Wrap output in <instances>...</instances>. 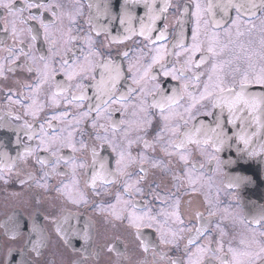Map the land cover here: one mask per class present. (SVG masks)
I'll return each instance as SVG.
<instances>
[{"label": "snow or ice", "instance_id": "obj_1", "mask_svg": "<svg viewBox=\"0 0 264 264\" xmlns=\"http://www.w3.org/2000/svg\"><path fill=\"white\" fill-rule=\"evenodd\" d=\"M141 5L146 9L144 16L136 14ZM156 5L157 0H88L90 15L86 23L89 30L83 36H78L72 33L79 31L75 24L78 17L84 14V6L80 0H74V10L68 14L69 26L62 31L65 38L64 48L60 51L57 49L55 34L61 31L58 25H62L66 14L60 10L61 5L57 0H20L19 6L17 0H0V9L6 10L11 18L0 25V48H4L9 54L0 62V75L4 73V62L11 61L13 67L9 70L14 71L16 67H22L16 61L24 56L28 71H35L37 74L33 84H25V90L38 94L43 86L52 84L58 91L52 93L51 106L60 108L61 103L64 105L58 113L46 115L37 127L34 123L39 121L46 105L38 102L32 95L13 100L12 93H7L9 103L19 104L21 107H24V100L32 101L24 112L25 116L31 115L32 121L25 120L16 125L14 130L17 133L22 131L27 140L35 141V144H25L24 151L18 153L15 160L35 156V163L41 169L40 178L35 181L37 188L53 190L49 184L50 178L67 176L68 180H61L54 189L59 195L64 196L73 206L87 208L92 204L97 212H106L118 221L127 220L129 227L136 229L145 252L148 251V245L143 240L141 228L155 227L160 233V242L176 248H179L183 234L189 233L188 243L184 247L186 259L171 258L168 264H264V207L250 219L235 217L251 235L250 238L241 237L242 247L229 246L225 253L223 237L226 232L222 227L225 217L218 209L219 189L216 191L215 202L205 195L204 203L207 206L203 210H194L186 225L180 216V196L172 192L161 196L156 191L159 185H156L152 189L153 196L169 202L167 207L171 211L161 209L158 215H153L148 203L141 205L133 197L144 195L143 188L139 187L148 178L144 165L148 163L152 167H160L162 161L155 157L149 158L143 152L138 157H133L132 145L142 141L143 137L137 136L136 141L127 139L132 130L129 125L132 123H135L136 131L147 134L152 126L153 116L149 109L155 108L159 110L163 121L160 131L156 133L155 143H160L162 137L168 134L169 139L162 146V151L168 156H179L178 162L183 165L179 171L188 184L183 195L191 196L200 192L202 182H206L211 189L215 176L222 173L229 175L224 172L226 168L235 172L230 175L227 184L229 190H238L256 182L255 175L244 174V168L252 163L264 166V66L257 71L254 62V58L264 61V0H191V5L178 4L179 16L174 33L169 32L167 23L163 27H157V21H167V13L171 7L169 0H163L158 10ZM33 9H38L39 14H33ZM25 12L28 13L27 16L24 15ZM44 13H49L51 19L45 21ZM189 16L194 18L191 22L190 43L185 30ZM3 19L4 13L0 12V20ZM29 21H36L39 28L31 25L26 28L17 26L28 25ZM134 21L139 22L138 29L133 26ZM116 22L121 26L122 32L118 31L116 36H112L111 29ZM25 32L29 39L27 45L23 39ZM154 32L158 35L153 39ZM254 32L260 34L258 51L252 47L251 39L247 43L241 39L245 35L251 37ZM93 33L96 37L107 35L110 37V44H121L131 40L134 35L145 37L150 43L144 47L118 52V60L111 54H102L94 47ZM169 35L175 36L171 47ZM41 36L48 44V55H37L35 52L36 42ZM7 40L12 41L11 45H6ZM78 40H83L86 47H72ZM145 48H148L147 52ZM226 52L232 55L228 59H221ZM197 54H200L198 60L195 59ZM170 57L176 58L179 68L171 59H166ZM241 59L248 61L250 71H239L237 62ZM142 60L145 62L141 65ZM57 63L59 68L55 67ZM157 65L158 72L154 71ZM201 68L205 70L199 71ZM186 73L192 75L188 76ZM129 74L131 84H126V91L120 92V85L129 79ZM57 75L63 79L57 80ZM230 75L232 78L228 79ZM160 76L165 79H159ZM205 76L207 79L203 80ZM168 78L179 83L166 87L169 84ZM149 96L152 97L151 103L148 101ZM185 96L187 102L181 104ZM130 103L135 109L131 113L133 117H137L138 112L143 113L135 121L126 119ZM114 104L119 105V108L112 107ZM73 107L78 110L75 114L70 111ZM117 112L121 116L119 120L114 119ZM7 115L11 119L21 120L20 115L13 116L11 112ZM200 117H211V120L205 121ZM101 120L107 124H101ZM121 126L122 139L125 141L123 145L116 139ZM3 128L12 129L13 125L0 116V129ZM101 128L104 130L103 134L97 130ZM109 129L111 136L108 134ZM85 136L88 137L87 141ZM17 143H22L19 135ZM143 143L145 148L151 146L147 141ZM191 146H195L194 151H189ZM89 149L90 164L76 155ZM106 149H110L113 156L103 155L102 152ZM41 152L45 155L41 156ZM194 153L197 154L196 159H193ZM225 153L228 154L226 159L222 158ZM5 159L11 162L6 165L0 163V180L7 183L4 172L14 169L15 160L8 157L6 152H0V160ZM133 165H138L135 173L128 171ZM62 166L67 171H62ZM79 170L86 172L88 179L85 184L90 186L95 197L110 195L112 185H118L115 203L104 205L90 200L79 189ZM175 178L177 183L173 187L179 191L182 179L178 174ZM28 179H33L31 173ZM20 183L23 186L26 181ZM225 211L228 212L227 209ZM228 215L231 217V212ZM159 217H165V224L168 219L174 218L181 227L164 232ZM10 219L15 221L11 230V239L15 240L24 233L21 223L15 217ZM63 219L65 224L70 225L73 219L79 223V214L66 211ZM90 229L91 221L86 220L83 228L74 227L72 230L73 236L83 241L82 249L85 251L92 240ZM8 232L5 229V235ZM56 232L59 241L72 246L60 227ZM213 232L219 234L215 247L212 246ZM34 234L38 237L35 240L31 238ZM27 236L28 239L21 248L8 249L4 264H34V261L44 256L49 243L47 237L41 239L34 227L29 229ZM202 240L204 243H201ZM102 251L121 255L118 248L107 244L90 255L98 260ZM30 252L34 253L31 258L28 255ZM14 253L19 254V259L15 258ZM44 264L54 262L45 261Z\"/></svg>", "mask_w": 264, "mask_h": 264}, {"label": "flooded vegetation", "instance_id": "obj_2", "mask_svg": "<svg viewBox=\"0 0 264 264\" xmlns=\"http://www.w3.org/2000/svg\"><path fill=\"white\" fill-rule=\"evenodd\" d=\"M57 2L61 5V11H63L66 15L63 18L62 25H58V28L61 31H57L55 34V38L57 39V49L62 51L64 48V38L62 35V31L66 30L69 26L68 14L72 13L74 10V0H57ZM80 2L84 6V14L83 16L78 17L77 23L75 24V28L79 29V31L73 32L72 35L83 36L88 30L89 25L86 23L90 13L87 7L88 0H80ZM171 7L167 13V21L159 20L157 21V27H163L165 23H167L169 32L174 33L176 30V19L179 16V10L177 9V5H183L188 3L191 5V0H169ZM20 0H17V6H19ZM163 4V0H157V10ZM194 10V8H192ZM146 9L141 5L138 6L136 14L139 16H144ZM0 12L4 13V19L0 20V25L4 24V21L11 19L7 15V11L0 9ZM33 14H39L38 9L32 10ZM25 16L28 15L27 12L24 13ZM45 21L51 19L49 13H44ZM189 23L186 25V35L189 37L188 42L190 43V33L192 26V18L189 16ZM107 23V21H104ZM258 23V22H257ZM34 26L39 28V24L36 21H29L28 25L18 24L19 28H26L27 26ZM133 26L137 29L139 28V22L134 21ZM119 32H122L121 26L118 22L115 23L114 27L111 29V35L116 36ZM158 33H152L153 39ZM222 40L225 38L223 35L221 36ZM259 38L260 34L258 32H254L251 37L245 35L241 39L247 43L249 39L253 41L252 47L255 50H259ZM24 43L27 45L29 43V39L27 36V32L24 33ZM110 37L105 34H102L99 37H96L93 33V40L95 41L94 47L99 49L102 54L107 55L111 54L113 57H117V53L124 52L128 49H135L137 47H144L145 44H149V40L145 37H141L139 35H134L131 40L124 41L121 44L109 43ZM235 39V37H233ZM175 36L169 35L168 42L169 47L174 42ZM140 41V44L136 42ZM12 41L7 40L6 45H11ZM19 45H17L18 47ZM81 46H85L83 44V40L76 41L72 47L79 48ZM86 47V46H85ZM232 47V46H230ZM145 52L148 51V48L144 49ZM178 50V49H177ZM238 51V49H237ZM35 52L37 55L44 54L48 55V44L44 41L41 36L40 39L36 42ZM9 54L4 48H0V62L4 61V58ZM199 55L195 56V59H199ZM232 53L226 52L221 59H228ZM119 60V57H117ZM166 59H171L173 63H176L175 57H170ZM147 60V58H145ZM145 60L141 61V65L145 62ZM183 61V57H181V62ZM254 62L256 63V70L258 71L260 67L264 66V61H259L254 58ZM26 60L24 56H20V58L16 61V64L21 65L22 67H16L14 71L9 70L13 67L11 61L4 62V73L0 75V116L4 117V121L11 123L13 125L12 129L3 128L0 129V152H6L8 157H11L13 160L17 157L18 153H22L24 151V145L28 143H32L33 146L35 141L29 142L27 138L24 136V133L21 131L17 133L15 131V126L18 124H22L25 120L32 121L31 115H24L25 110L28 108V105L32 103L30 100H24V107H21L19 104L9 103V98L7 97V93L10 91L12 93L11 99H15L17 97H27L29 95L34 96V98L40 102L45 104L44 111L39 116V121L34 123V126L38 127V123L42 122L46 115L58 113L61 109H63L64 105L61 103L60 108H56L51 106L52 102V93L58 91L54 85L49 84L45 85L38 94L33 92H28L25 90V84H33L36 79V72H29L26 66ZM39 63V61L37 62ZM239 64V71H250L248 67V61L245 59H241L237 62ZM125 64V71L127 72V62ZM235 66V65H234ZM35 67V66H33ZM55 67L59 68V64L57 63ZM176 67L179 68L180 64L176 63ZM159 66L157 65L154 71L158 72ZM204 68L199 69V71H204ZM227 72L228 69L226 68ZM186 75L191 76L192 73H186ZM239 75V73H236ZM231 75L228 76V79H231ZM57 80L63 79L62 76L57 75ZM159 79L163 80L164 77L160 76ZM169 79V84L165 85L166 87H170L171 85H176L178 81H171ZM203 80H206L207 77H203ZM126 84H131V78L129 74V79L124 81L120 85V92L126 91ZM150 86V82H149ZM202 90V89H201ZM117 93V95L120 94ZM169 95L171 92L169 91ZM149 103L152 102V97H148ZM187 102V97L185 96L183 100H181V104ZM86 107V105H85ZM112 107L119 108V105H112ZM135 109L132 107L131 103L128 107V114L126 119L130 121H135L138 117L142 116L143 113L137 114V117H133L131 113ZM73 114H75L78 110L73 107L70 110ZM152 116V126L148 130L145 135L142 131H136L135 123L129 125L132 129L129 132L127 139L136 141L137 136H142L143 140L140 142H134L131 148V154L133 157H138V155L143 152L145 156L152 158L155 157L162 161V166L160 167H152L150 164L146 163L144 167L147 170V180L144 181L139 187L143 188L144 195L143 196H134L133 199L137 200L141 205L148 203V206L151 208L153 215H158L161 209H165L166 211H171L167 207L169 202H166L163 199H156L152 194V189L155 188L156 185H159L156 188V191L163 196L166 192H172L176 195H179L181 198L180 204V216L181 219L184 220L185 224H189V217L193 213L194 210L200 209L203 210L207 205L204 203L205 195L209 197L213 202L217 200L216 191L219 189V204L218 209L219 213L223 215L224 221L222 227L226 232V235L223 237L224 243V251L227 253L228 247L231 246L233 248H240V239L241 237L250 238V233L245 228L244 225L240 224L235 217H247L251 218L255 214H257L261 207H264V166H258L256 163H252L250 166L246 165L244 168V174L247 175H255L256 182L250 185H244L241 188L229 190L227 188V184L230 178V175H234L235 172L231 168H226L224 170L225 174H219L213 178V187L211 189L208 187L206 182L203 183V187L200 189V192L193 193L191 196L183 195L184 188L188 187L187 180L182 179L183 173L179 170L183 167L182 163H179L178 154H174L172 156H168L162 151V146L169 139L168 134H165L162 137L160 143H155L156 133L160 131L163 121L160 118L159 110L152 108L149 109ZM11 112L13 116L20 115L21 120L17 121L8 117L7 113ZM114 119H121L120 113L117 112ZM205 121L211 120V117H200ZM56 123V122H54ZM101 124H107L106 121L101 120ZM64 126V125H58ZM122 129L118 130L116 133V139L123 145L125 141L122 139ZM104 133V130L97 129ZM109 136H111V130L109 129ZM17 135L20 136L22 143H17ZM79 139V137H77ZM84 139L87 141L88 137L85 136ZM143 141H147L150 147L145 148ZM91 144V141H89ZM79 146V145H77ZM195 146H191L189 151H194ZM67 152V150H66ZM105 156H113L110 149H106L102 152ZM41 156H44L45 153L41 152ZM80 159L87 161L89 164L91 163V152L90 149L87 151L78 152L76 154ZM228 154L225 153L222 158H227ZM197 158V154L194 153L193 159ZM11 161L5 159L0 160V163L8 164ZM138 168V165H133L128 171L135 173ZM167 169V171L165 170ZM62 171H67L66 168L62 166ZM239 171V170H237ZM31 173L33 179L29 180L28 175ZM41 169L39 165L35 163V156H30L24 160H15V167L11 172L5 171L4 176L7 178V183L3 180H0V264H4L5 257L7 256L8 249L21 248L26 240L28 239L27 233L30 228H35V233L39 234V237L43 239L47 237L49 243L47 249L44 251V256L41 257L40 260L34 261V264H44L45 261H52L54 264H168L169 259L171 258H183L184 256V247L188 243V235L189 233L185 232L184 238L179 241V248L171 244H162L160 242V233L157 232L155 227H144L141 228V232L143 234V240L148 245V251L145 252L144 248L141 246L140 237H138L136 229L129 227L128 221H118L113 219L106 212L101 213L97 212L92 204H89L87 208L84 207H76L72 204L68 203L64 196L59 195L54 189L57 185L60 184L61 180H68L67 176H52L49 180V184L53 190H45L42 188H37L35 186V181L40 178ZM176 174L182 179L181 186L179 191L173 187L176 180ZM79 178V189L87 194L88 198L92 200L96 204H104L108 205L110 203H115V192L118 189V185L113 184L110 189V195H102L95 197L92 195L90 186L85 184V180L88 179V176L84 170L78 171ZM135 175L133 176V180H135ZM20 181H26V183L22 186ZM154 182V183H153ZM191 200V203H189ZM231 212V217H229L228 212ZM66 211H71L72 213L79 214V223L75 219L71 221V224L64 223V215ZM10 217H15V220H18L22 225V232L24 234L19 235L17 239L12 240V229L15 226V221L10 219ZM161 220L162 231L168 232L169 229H177L181 227V225L175 222L174 218L168 219V222L165 224V217H159ZM86 220H90L92 224V229H90L92 233V240L90 242V247L85 251L82 249L83 241L79 238H76L72 234L73 228H83L84 222ZM60 227L64 234L67 235L68 239L71 241L72 246H66L57 239L58 233L56 229ZM5 229H8V235H5ZM213 247H215V240L219 238V234L213 232L211 234ZM33 240L37 239V235H33L31 237ZM201 243H204L202 240ZM115 246L119 249L121 255L117 256L115 252L108 253L106 251H102L100 253V257L98 260L93 259L90 255L96 249L103 248L104 245ZM16 259H19V254H13ZM31 258L34 256V253H28ZM87 257V258H86ZM165 257V259H162Z\"/></svg>", "mask_w": 264, "mask_h": 264}]
</instances>
